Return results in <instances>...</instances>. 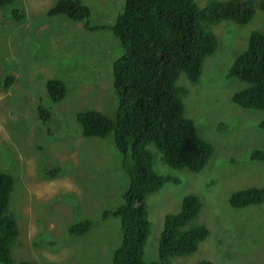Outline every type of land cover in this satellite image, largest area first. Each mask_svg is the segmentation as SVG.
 <instances>
[{"label":"rangeland","instance_id":"obj_1","mask_svg":"<svg viewBox=\"0 0 264 264\" xmlns=\"http://www.w3.org/2000/svg\"><path fill=\"white\" fill-rule=\"evenodd\" d=\"M204 7L209 0H196ZM91 8V24H113L125 0H84ZM56 0H12L0 7V76L14 75L9 88L0 89V171L11 173L15 187L11 213L20 234L12 257L31 264H113L122 241L119 217L103 214L122 202L129 182L123 154L113 137H86L77 120L82 110H98L115 117L118 96L113 86V62L124 48L110 29L91 30L86 21L65 14L49 15ZM17 10L23 19L14 15ZM219 46L209 56L197 83L185 74L186 115L196 123L198 135L215 152L200 172L176 169L162 160L152 144L154 169L179 179L166 182L148 196L151 233L145 259H158L165 216L182 208L187 194L203 203L190 224H205L208 238L192 254L174 257L172 264H264V203L236 208L234 191L264 186V110L236 105L232 95L246 86L228 76L236 56L247 48L250 34L264 31V10L247 24L225 20L211 27ZM49 79H61L67 95L53 101ZM39 106L51 109L42 120ZM59 170L51 174V170ZM94 222L84 234H71L73 224ZM2 264V263H0Z\"/></svg>","mask_w":264,"mask_h":264},{"label":"trees","instance_id":"obj_2","mask_svg":"<svg viewBox=\"0 0 264 264\" xmlns=\"http://www.w3.org/2000/svg\"><path fill=\"white\" fill-rule=\"evenodd\" d=\"M10 3L12 0H0V7ZM258 10H264V0H209L204 7L196 0H125L113 24H91V8L84 0H56L49 10L51 16L65 14L86 21L91 30H112L124 48L113 62V86L118 96L115 117L98 110L77 113L84 136L113 137L129 175L121 204L103 214V218L112 215L121 220L122 241L114 251L113 264H172L174 257L194 253L209 237L205 224H190L199 217L203 203L198 195L187 194L181 210L165 216L158 259H145L151 233L147 198L166 182H179L154 169L149 146L153 144L173 168L200 172L207 166L215 147L198 135L195 121L186 115V89L178 82L183 74L193 83L199 81L206 59L219 46L213 25L225 20L247 24ZM13 13L18 19L24 18L17 10ZM228 76L246 83L232 95L236 105L264 110V31L250 34L247 48L236 56ZM15 81L14 75L0 76V89L11 87ZM46 86L53 101L62 100L68 93L61 79H49ZM38 112L44 121L51 118L50 108L39 106ZM259 127L264 129V118ZM251 158L264 161V151H253ZM14 187V176L0 171V263L31 264L12 257L20 234L18 220L11 213ZM262 203L264 186L240 189L230 197V204L236 208ZM93 224L87 219L73 224L69 231L84 234ZM197 264L214 262L204 259Z\"/></svg>","mask_w":264,"mask_h":264}]
</instances>
